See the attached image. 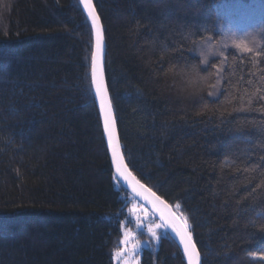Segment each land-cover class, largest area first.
<instances>
[{"label":"trees","instance_id":"trees-1","mask_svg":"<svg viewBox=\"0 0 264 264\" xmlns=\"http://www.w3.org/2000/svg\"><path fill=\"white\" fill-rule=\"evenodd\" d=\"M92 4L128 170L201 264H264V0ZM93 51L80 0H0V264H117L135 206L139 264H187L114 174Z\"/></svg>","mask_w":264,"mask_h":264},{"label":"water","instance_id":"water-1","mask_svg":"<svg viewBox=\"0 0 264 264\" xmlns=\"http://www.w3.org/2000/svg\"><path fill=\"white\" fill-rule=\"evenodd\" d=\"M92 2V0H91ZM82 5V4H81ZM93 6V4H92ZM94 8V7H93ZM82 9L84 13L86 14L91 26L92 22L91 19L88 17V10L84 8L82 5ZM95 11V10H94ZM95 15L97 16L96 12ZM98 25L100 29V36H101V53L98 58V75L102 77L104 87L106 88L105 83V72H104V59H105V42H104V35H103V28L100 23V20L98 19ZM93 29V28H92ZM94 33V51H96V30L93 29ZM93 51V52H94ZM107 89V88H106ZM93 92L95 93V90L93 88ZM108 93V91H107ZM96 105L100 114L101 123L104 130V119L103 116L100 113V105L98 99L95 97ZM109 98V96H108ZM112 119L115 121L114 113L112 110ZM105 135V141L106 146L109 152V156L111 159V164L113 167L114 174L119 181V183L124 187V189L135 199H137L144 207H146L158 220L159 222L164 226V228L172 235V237L176 240L178 245L180 246L185 258L187 264H189V255H192V264H201V260L199 257V254L197 252V249L193 243V241L190 239L188 241L187 235H185V241L188 243L187 252L185 251V245L181 242V236L177 233H188L187 229H185V225L183 222L179 219V217L174 213V211L170 208L168 204H166L161 198H159L157 195L146 189L141 183H139L131 174V172L128 170L125 161L122 156V151L120 147L119 137L117 133V127H116V121H115V142L118 143V151H117V160H122V163L120 165L119 171L117 170L116 163L113 161V153L112 149L108 145V135L104 131ZM158 198V199H157ZM161 201L163 203H161ZM194 246V250H193Z\"/></svg>","mask_w":264,"mask_h":264},{"label":"snow or ice","instance_id":"snow-or-ice-1","mask_svg":"<svg viewBox=\"0 0 264 264\" xmlns=\"http://www.w3.org/2000/svg\"><path fill=\"white\" fill-rule=\"evenodd\" d=\"M80 3L84 6L86 10H88V17L91 19L92 28L96 30V51H94L91 56V83L95 90V97L99 101L100 113L104 119V131L108 135V145L112 149L113 161L116 163L117 170L119 171L122 160H117V151L119 145L117 142H115V121L112 119V104L111 100L108 98L107 89L104 87L102 77L98 75V58L100 56L102 48L100 29L98 25L99 18L95 15L91 0H80ZM248 51H251V49H248ZM161 203L163 202L161 201ZM177 207H179V205H177ZM183 219L185 222L186 229L187 218L185 217ZM149 232H151L153 237H156V233L152 231L151 228H149ZM177 234L181 236V242L184 243L185 251L187 252L188 243L185 241V235H187L188 241H190V234L179 232ZM189 264H192V255H189Z\"/></svg>","mask_w":264,"mask_h":264},{"label":"rangeland","instance_id":"rangeland-1","mask_svg":"<svg viewBox=\"0 0 264 264\" xmlns=\"http://www.w3.org/2000/svg\"><path fill=\"white\" fill-rule=\"evenodd\" d=\"M133 215L136 227L133 231H124L123 248L117 255V264H139L140 253L142 248L146 246V242L138 240V232H144L147 238L149 237L155 241V243L157 242V236L153 237L151 232H149V228L156 234L161 229L160 226L153 221V218L144 208L138 206L134 207Z\"/></svg>","mask_w":264,"mask_h":264}]
</instances>
